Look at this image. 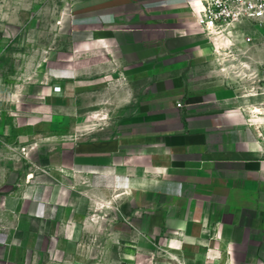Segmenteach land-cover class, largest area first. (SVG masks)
<instances>
[{
  "label": "crops",
  "instance_id": "1",
  "mask_svg": "<svg viewBox=\"0 0 264 264\" xmlns=\"http://www.w3.org/2000/svg\"><path fill=\"white\" fill-rule=\"evenodd\" d=\"M71 9L67 48L17 86L12 121L46 156L1 188L0 264H264V113L202 76L233 40L202 31L201 0Z\"/></svg>",
  "mask_w": 264,
  "mask_h": 264
},
{
  "label": "rangeland",
  "instance_id": "2",
  "mask_svg": "<svg viewBox=\"0 0 264 264\" xmlns=\"http://www.w3.org/2000/svg\"><path fill=\"white\" fill-rule=\"evenodd\" d=\"M74 1L0 0V244L14 230L15 223L10 191L1 188L36 171L37 162L46 156L43 148L32 151L37 141L24 136L12 121L17 86L28 80L29 72L67 48ZM244 35L252 42L244 53L237 52L234 46L245 40ZM236 36L231 50L221 49L211 68L213 72L202 76H209L208 81L221 86L219 91L230 97V103L264 111V27L249 26ZM46 143L43 140L39 144ZM106 220L110 222L111 218ZM94 236L91 234V239ZM103 236L101 246L110 255V234L104 232ZM95 255L96 247L89 248L88 256Z\"/></svg>",
  "mask_w": 264,
  "mask_h": 264
},
{
  "label": "built area",
  "instance_id": "3",
  "mask_svg": "<svg viewBox=\"0 0 264 264\" xmlns=\"http://www.w3.org/2000/svg\"><path fill=\"white\" fill-rule=\"evenodd\" d=\"M201 3L203 9L196 20L211 40L229 41L238 28L244 32L249 26L264 27V0H201ZM244 42L248 45L252 38L246 36ZM54 92L60 93L61 88L55 87Z\"/></svg>",
  "mask_w": 264,
  "mask_h": 264
},
{
  "label": "bare ground",
  "instance_id": "4",
  "mask_svg": "<svg viewBox=\"0 0 264 264\" xmlns=\"http://www.w3.org/2000/svg\"><path fill=\"white\" fill-rule=\"evenodd\" d=\"M254 111L258 114H263L264 111L262 109H259V108H255Z\"/></svg>",
  "mask_w": 264,
  "mask_h": 264
}]
</instances>
